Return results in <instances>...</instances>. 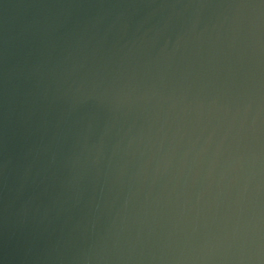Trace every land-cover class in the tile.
<instances>
[{
	"label": "water",
	"instance_id": "1",
	"mask_svg": "<svg viewBox=\"0 0 264 264\" xmlns=\"http://www.w3.org/2000/svg\"><path fill=\"white\" fill-rule=\"evenodd\" d=\"M0 264H264V0H0Z\"/></svg>",
	"mask_w": 264,
	"mask_h": 264
}]
</instances>
